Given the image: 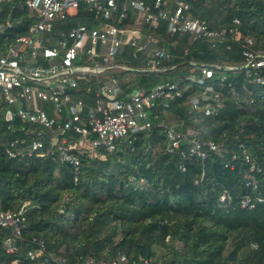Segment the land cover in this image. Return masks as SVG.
<instances>
[{"label": "trees", "instance_id": "16d2710c", "mask_svg": "<svg viewBox=\"0 0 264 264\" xmlns=\"http://www.w3.org/2000/svg\"><path fill=\"white\" fill-rule=\"evenodd\" d=\"M185 1L193 16L212 28H228L240 20L241 33L255 38L257 49H264V0ZM135 17L131 14L121 26L133 24ZM10 21L13 25L7 28ZM35 21L25 1L2 2L0 27L4 25L5 31L0 32V51L28 34ZM78 22L96 23L85 4L78 15L57 27L48 45H55L60 30L68 31ZM143 31L159 37L160 46L175 57L165 62L166 71L153 73L141 70L146 54L135 58L125 48L118 62L139 69L132 73L128 91L175 81L183 89L181 98L162 100L151 110L150 130L121 139L113 153L100 149L83 155L80 169L75 170L53 156L10 159L2 125L0 211L25 208L29 225L23 247L14 255L3 247L10 231L0 230V264H26L33 237L44 240L52 255L70 264L111 261L122 255L152 259L154 264H264V202L253 210L240 207L241 199L251 193L250 181L264 197V86L252 84L243 71L227 72L218 112L206 116L191 111V99L201 89H185L190 63L240 64L244 61L240 47L213 48L209 41H194L189 34L171 36L165 23ZM162 123L184 134L192 129L200 142H214L225 151L208 152L205 160L183 159L180 152L171 155ZM241 143L261 172L250 176L246 164L231 161ZM181 150H188L186 141ZM229 162L233 167H226ZM224 193L228 200L222 203Z\"/></svg>", "mask_w": 264, "mask_h": 264}, {"label": "built area", "instance_id": "2783aa9c", "mask_svg": "<svg viewBox=\"0 0 264 264\" xmlns=\"http://www.w3.org/2000/svg\"><path fill=\"white\" fill-rule=\"evenodd\" d=\"M8 1L11 0H0V4ZM23 1L36 21L28 34L19 36L4 53L0 51V108L5 106L0 112V132L5 126L4 145L10 159L53 156L79 170L83 155L95 154L100 149L113 153L121 139L150 130L151 110L162 100L181 98L183 89L175 81L160 83L150 90L142 87L128 91L132 73L139 69L118 62L125 48L131 49L135 58L146 54L145 68L141 70L153 73L166 71L165 62L175 57L160 46L159 37L144 33L145 27L159 29L165 23L171 36L189 34L194 41H209L213 48L240 47L244 58L240 64L190 63L185 89H201L191 99V111L206 116L218 112L225 98L227 72L243 71L252 84L264 86V49H257L255 38L241 33L240 20L236 19L228 28H212L193 16L185 0H155L152 4L145 0ZM83 4L94 14L97 24L78 22L68 31L63 28L55 45L49 46L57 27L78 15ZM131 14L136 16L133 24L121 26ZM12 25L11 21L6 24L7 28ZM3 26L0 32L5 31ZM161 126L165 128L167 152L171 155L180 152L183 159L205 160L208 152L225 151L214 142H200L192 129L184 134L163 123ZM185 141L186 151L181 150ZM231 161L246 164L250 176L263 170L242 143L231 153ZM230 166L233 167L227 163L226 167ZM180 169L185 171V164ZM248 186L251 193L241 199L240 207L253 210L264 202V197L257 184L250 181ZM220 200L225 203L228 194L224 193ZM25 211H0V230L10 231L2 240L9 255L19 253L23 247V234L29 225ZM30 247L26 264H70L65 258L52 255L42 239L33 237ZM154 262L122 255L111 261L89 259L75 264Z\"/></svg>", "mask_w": 264, "mask_h": 264}, {"label": "rangeland", "instance_id": "374dc122", "mask_svg": "<svg viewBox=\"0 0 264 264\" xmlns=\"http://www.w3.org/2000/svg\"><path fill=\"white\" fill-rule=\"evenodd\" d=\"M163 251H161L160 249H158V253L160 254V253H162Z\"/></svg>", "mask_w": 264, "mask_h": 264}]
</instances>
